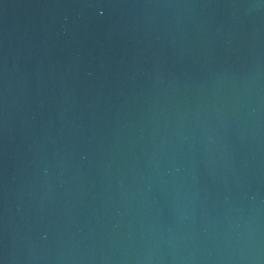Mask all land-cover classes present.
<instances>
[{
	"label": "water",
	"instance_id": "obj_1",
	"mask_svg": "<svg viewBox=\"0 0 264 264\" xmlns=\"http://www.w3.org/2000/svg\"><path fill=\"white\" fill-rule=\"evenodd\" d=\"M0 264H264V0H0Z\"/></svg>",
	"mask_w": 264,
	"mask_h": 264
}]
</instances>
